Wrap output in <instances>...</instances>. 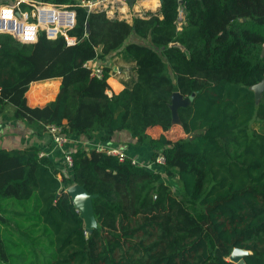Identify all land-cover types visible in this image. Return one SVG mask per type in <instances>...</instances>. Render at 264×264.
<instances>
[{
    "label": "trees",
    "instance_id": "trees-1",
    "mask_svg": "<svg viewBox=\"0 0 264 264\" xmlns=\"http://www.w3.org/2000/svg\"><path fill=\"white\" fill-rule=\"evenodd\" d=\"M39 1L76 12V44L0 34L1 114L12 109L40 138L53 125L89 142L126 132L165 161L155 171L77 148L60 168L36 146L0 149V264H234L236 248L264 264V93L257 104L251 90L264 79V0H163L131 23L81 5L92 0ZM109 58L131 67L112 96L113 67L98 78L86 66ZM52 79L56 99L30 107L31 84ZM177 92L195 94L180 125ZM176 126L185 138L170 139ZM74 184L97 196L91 234L67 193Z\"/></svg>",
    "mask_w": 264,
    "mask_h": 264
},
{
    "label": "crops",
    "instance_id": "crops-1",
    "mask_svg": "<svg viewBox=\"0 0 264 264\" xmlns=\"http://www.w3.org/2000/svg\"><path fill=\"white\" fill-rule=\"evenodd\" d=\"M8 2V0H0V2ZM159 0H136L133 5L128 0H110L106 2L104 11L110 18H118L126 20L129 23L135 17H144L147 13H158L161 9ZM113 66V74L108 80L111 90L108 92L110 96L119 94L125 88L123 82L127 81L131 76V67L119 59H108ZM102 65L101 62H95ZM105 63V62H104ZM108 66V65H107ZM61 79H52L39 81L31 84L27 93L28 104L30 107H43L54 101L59 93ZM151 134L159 136L162 131L158 128L153 129ZM68 141L64 147L54 144L51 137L46 134L40 138L34 134L33 129L26 122L12 119V109L5 114L0 115V149L18 150L36 146L42 150V153L51 157L57 163V166H64V155L71 150L77 148H86L94 150H118L127 157L133 159L138 165L139 162L152 160V153L147 146L136 147L135 141L129 133L122 132L113 136L111 141L102 142L95 140L89 142L83 138H67ZM145 156V157H144ZM147 164V162H146ZM142 166V165H141ZM144 167V166H143Z\"/></svg>",
    "mask_w": 264,
    "mask_h": 264
},
{
    "label": "built area",
    "instance_id": "built-area-1",
    "mask_svg": "<svg viewBox=\"0 0 264 264\" xmlns=\"http://www.w3.org/2000/svg\"><path fill=\"white\" fill-rule=\"evenodd\" d=\"M108 1L110 0H92L82 2L81 5L92 12L104 11L103 8ZM184 19L185 13L181 9L178 29H181ZM76 22V12L67 6H57L39 0H12L10 5L0 8V34L11 35L20 43L27 45L37 43L40 33H45L47 38L51 40L63 36L68 45H75L76 39L69 36V31L75 28ZM86 66L92 69L93 76L98 78L103 76L102 66L99 63L91 62ZM47 130V134L51 137L54 144L64 147L68 139L62 134L61 128L53 125L48 126ZM106 152L110 155L118 156L121 160L127 157L118 150H108ZM44 155L41 153V156ZM64 161L70 167L73 165V160L68 153L64 155ZM164 161L163 157H159L156 160L157 164H163ZM133 163L137 164L134 160Z\"/></svg>",
    "mask_w": 264,
    "mask_h": 264
},
{
    "label": "water",
    "instance_id": "water-1",
    "mask_svg": "<svg viewBox=\"0 0 264 264\" xmlns=\"http://www.w3.org/2000/svg\"><path fill=\"white\" fill-rule=\"evenodd\" d=\"M96 1V0H94ZM131 5L134 4L136 0H128ZM160 3H163V0H159ZM87 33H90V29L87 28ZM251 90L255 93L256 103L259 104L263 93H264V79L257 85L251 87ZM195 94L190 97H183L179 92L174 93L172 97V103L170 105L173 117V124L180 125V118L178 111L182 107H187L194 100ZM75 180V177H72ZM67 193L70 195L74 206L77 211L80 213L81 217L85 221L86 233H93L94 229L97 227V220L94 213L93 200L97 197L96 195L90 194L84 186L79 184H74L67 190ZM250 255V252L244 249L236 248L230 255L229 261L234 264H246L245 258Z\"/></svg>",
    "mask_w": 264,
    "mask_h": 264
},
{
    "label": "rangeland",
    "instance_id": "rangeland-1",
    "mask_svg": "<svg viewBox=\"0 0 264 264\" xmlns=\"http://www.w3.org/2000/svg\"><path fill=\"white\" fill-rule=\"evenodd\" d=\"M12 2V0H9L8 2H0V8L2 6H5V5H10V3ZM110 60H105L104 62H101L103 65H110L111 67L114 62H109ZM113 74H117V73H113ZM168 136L170 137V139L172 140H178L180 138H185V135L182 133V131L180 130V128L178 126H176L175 128H173V130L168 133ZM145 157V156H144ZM147 162V164H146ZM140 165L146 167V168H149V169H153V170H160L162 171V168H160L161 166H159V164H157V162H153L152 160H149V161H141L139 162ZM167 182H169V184L174 188V193L177 194V195H180L181 194V188L179 187V184L176 182V180L172 179V180H165Z\"/></svg>",
    "mask_w": 264,
    "mask_h": 264
}]
</instances>
